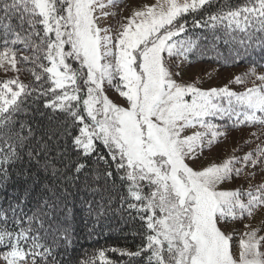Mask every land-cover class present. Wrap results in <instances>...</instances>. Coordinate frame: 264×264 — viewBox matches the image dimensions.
I'll return each instance as SVG.
<instances>
[{"label": "snow or ice", "instance_id": "obj_1", "mask_svg": "<svg viewBox=\"0 0 264 264\" xmlns=\"http://www.w3.org/2000/svg\"><path fill=\"white\" fill-rule=\"evenodd\" d=\"M208 2L156 0L135 11L127 23L121 25L122 30L114 39L108 34L110 29L97 25L99 17L94 16V12L105 7L101 0H0L4 45L0 51V68L8 64L12 70H19L17 50L9 45L23 44L24 50H32V56H23V61L41 68L54 85L41 94H55L56 89H65L63 95H55L45 107L60 109L73 123L84 125L73 143L85 156L95 150L94 139L101 141L117 170H122L131 182L129 195L145 202L138 209L136 204L130 203L128 207L151 213L146 217L150 231L147 245L136 252L122 254L138 257L150 251L149 264L153 261L155 264H264V251L260 250L264 237L258 239L255 230L246 232L247 239L240 240L239 259L236 260L230 246L232 237L218 227L228 218L235 219L245 213L251 216L253 209L264 205V185H260L255 194L247 193V203L243 202L238 190H216L218 184L231 179L233 174L237 177L241 174L242 168L235 167L236 164H264V148L257 147L255 159L250 152L202 171H194L184 163L185 149L191 152L194 144L208 138V133L211 134L209 145L218 136L225 135L206 119L208 117L228 116L231 119L235 116L237 126L245 122L264 125V74L256 75L255 68L246 75H255L260 84L235 93L227 87L201 91L192 85L178 84L165 65V53L169 57L182 56L192 47L191 41L169 43L185 31L180 18L198 11ZM114 3L115 0H108L109 5ZM13 17L19 20L17 27L12 25ZM209 19L215 22L213 27L227 21L225 27L229 29L234 27L245 32L255 28L264 33V0H247L243 6L222 10ZM37 25L43 26V35ZM65 45L70 50L65 51ZM40 54L48 64L38 63ZM68 58L78 62L80 69H73L66 63ZM32 74L36 81H41V74L35 71ZM85 76L87 98L83 99V110L92 121L91 125L84 122L78 105L70 103L80 97L66 90L69 83L75 85L78 78ZM117 77L122 83V87L118 85L119 94L126 99L127 108L113 104L104 95L103 83L111 84ZM236 82H242V78L236 77ZM29 87L18 79L0 81V181L8 179L10 165L22 160L18 149L26 137L16 130L12 117L20 111L19 98L29 94ZM187 95H191L190 102L185 100ZM221 98L227 101L228 107L214 102ZM196 125L206 132L181 137L185 128ZM20 128L22 131L23 125ZM56 136L57 133L52 132L48 139ZM43 147L46 152L48 145L45 143ZM40 155L35 150L28 153L38 164L41 163ZM43 167L45 171L52 168L53 175L57 172L47 156ZM84 167L79 161L74 164L77 173ZM106 175L111 177L112 173L106 171ZM140 181H146L152 188L146 196L141 194ZM21 203L22 200L18 201L17 207ZM9 207L15 214L16 209ZM57 207V199L46 197L28 217L27 228L15 233L7 228L0 229V245L9 248L2 257L6 264H41V261L58 264L54 247L61 239L70 242V234L57 218ZM16 223L19 225L21 221L17 219ZM33 223L39 228L33 229ZM42 230L52 235L50 245L41 242L39 232ZM99 255L103 260L104 252ZM47 257H52V261Z\"/></svg>", "mask_w": 264, "mask_h": 264}, {"label": "trees", "instance_id": "obj_2", "mask_svg": "<svg viewBox=\"0 0 264 264\" xmlns=\"http://www.w3.org/2000/svg\"><path fill=\"white\" fill-rule=\"evenodd\" d=\"M246 3L247 0H210L198 11L180 18V22L185 24V31L181 36L192 44L188 54L190 64H210L220 70L239 66L264 70V33L256 31L255 28H249L245 32L234 27L229 29L225 27V21L216 23L213 27L215 22L209 19L211 15L222 10L234 9ZM12 25H19L16 17L12 18ZM37 27L43 35V26ZM9 46L17 50L18 75L0 77V81L18 79L30 87L29 94H22L19 98L22 102L21 109L13 113L12 117L16 130L26 140L18 149L22 160L10 165L8 179L0 181V229L7 228L15 233L21 228H27L28 217L36 211L38 204H42L44 198L52 197L58 203L57 218L68 228L70 234V242L61 239L54 247L58 264H104L105 261L109 264H149L150 251H144L138 257L122 254L136 252L147 245L146 237L150 231L146 226V217L151 213L137 210L145 202L136 201L129 195L131 182L122 170H117L101 141H94L95 150L87 156L82 149L75 147L73 140L79 136L82 124L73 123L60 109L45 107L46 103L55 99V95H63V91L56 89L55 94H41L49 87H54L48 74L30 61H23V56H32L31 49L24 50L23 44ZM3 48L0 30V51ZM40 55L38 63L48 64L42 58L43 54ZM33 71L41 74V81H36ZM12 87L16 90L15 85ZM70 103L78 105L77 110L81 114L79 103ZM52 132H56L57 136L49 140L48 135ZM45 143L48 145L46 152L43 147ZM33 150L41 153V163L38 164L35 157L29 158L28 153ZM45 156L57 169L55 175L52 168L44 170ZM76 161L85 164L79 173L74 170ZM105 170L111 172L112 176H107ZM140 186L142 195L146 196L152 190L147 183ZM20 200L23 203L17 207ZM130 203L136 204L137 209L129 208ZM10 205L16 209L15 214ZM17 219L21 221L19 225L16 223ZM32 227L37 229L39 225L33 223ZM39 235L42 243H52L50 233L45 234L42 230ZM8 251V247L0 245V253L5 254ZM101 251L104 252L103 260L99 255ZM52 259L47 257L49 262ZM41 264L44 262L41 261Z\"/></svg>", "mask_w": 264, "mask_h": 264}, {"label": "rangeland", "instance_id": "obj_3", "mask_svg": "<svg viewBox=\"0 0 264 264\" xmlns=\"http://www.w3.org/2000/svg\"><path fill=\"white\" fill-rule=\"evenodd\" d=\"M101 2L105 4V7L102 10L98 8L97 11L94 12V16L99 17L97 25L102 29H110L111 31L108 34L115 39L118 32L122 30L121 25L126 24L128 18L131 17L135 11L142 9L145 5L154 4L156 0H115L113 5H109L108 0H101ZM225 22L227 23V21ZM182 34L183 32L180 33L179 36L173 37L172 41H169V43L176 42L179 44L180 41H183L187 44L188 41L181 36ZM50 35L53 39L55 38L54 33ZM190 49L191 47L189 50ZM68 50H70L69 46L65 45V51ZM189 50L182 56L169 57L167 56V53L164 54L165 65L172 73V79L178 84L186 86L192 85L201 91L227 87L229 91L235 93L244 92L246 89L260 84V81L256 79L255 75H246L251 69L249 67L239 66L220 70L216 66L210 64L192 65L188 60ZM66 63L70 64L73 69H80V64L72 58H68ZM83 71L86 73L87 70L83 69ZM255 72L256 75L264 74V70H255ZM17 75V70H12L8 64H5L3 68H0V77H14ZM236 77H241L242 82L237 83ZM84 79H86V76L78 78V82L75 85L69 83L66 86V90L69 94H75L80 97L78 101L71 102L79 103V109L81 115L84 117V122L91 125L92 121L83 110V99L87 98V86L84 84ZM118 85L122 87V83L119 81L118 77L113 80L111 84L105 81L102 85L104 95H106L113 104L127 108V101L119 94ZM76 89H79V91H75ZM60 90H62L63 93L65 91V89ZM124 90L126 91V89ZM185 100L190 102L191 95L185 96ZM214 102L220 103L224 107H228L227 101L223 98ZM97 107H100V105H97ZM206 119H210L211 122L216 125L217 130L223 131L225 135L218 136L216 140L209 145L208 138H210L211 134L208 133V138L203 139L201 143L194 144L191 152H187V149H185L187 154L184 156V163L194 171H202L212 165H220L225 160L232 157L238 159L242 158L250 152L253 153V158L255 159V150L257 147L264 148V125H249L245 122L237 126L238 122L235 116L231 119H229L228 116L208 117ZM83 126L84 125L82 124L81 127ZM195 132H206V129L201 128L199 125L185 128L181 132V137L183 138L192 135ZM94 141L99 140L94 139ZM235 167L242 168L241 174L238 177L233 174L231 179L218 184L216 190H238L242 194L243 202L247 203V193L252 191L255 194L256 189L264 183V164L258 163L256 166H252L249 162L246 166L236 164ZM142 183L147 182H139V184ZM218 227L226 235L232 237L230 240L231 251L234 259L238 260L240 251L239 242L242 238L247 239L245 236L246 232L255 230L258 239L264 237V205H260L253 209L251 216L247 215V213L237 215L235 219L228 218L227 220L220 222ZM260 250L264 251V240L261 241ZM3 255L4 254L0 253V264H6L2 259Z\"/></svg>", "mask_w": 264, "mask_h": 264}]
</instances>
